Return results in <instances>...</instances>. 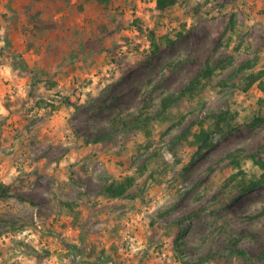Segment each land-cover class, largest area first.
<instances>
[{
  "label": "rangeland",
  "instance_id": "374dc122",
  "mask_svg": "<svg viewBox=\"0 0 264 264\" xmlns=\"http://www.w3.org/2000/svg\"><path fill=\"white\" fill-rule=\"evenodd\" d=\"M154 6L0 0V264H264V0Z\"/></svg>",
  "mask_w": 264,
  "mask_h": 264
},
{
  "label": "trees",
  "instance_id": "16d2710c",
  "mask_svg": "<svg viewBox=\"0 0 264 264\" xmlns=\"http://www.w3.org/2000/svg\"><path fill=\"white\" fill-rule=\"evenodd\" d=\"M84 3H88L91 1H96V3L100 4L103 0H82ZM178 0H155V10L157 11H162L165 10L166 8H169L177 3ZM152 35V41L151 45L153 47V51L155 52L160 48V42L157 40L155 34L151 32ZM159 39V38H158ZM211 68L209 66H206V68L200 73L201 77H205L208 79L211 76ZM256 80L255 75H250L248 76V81L246 84V87L250 86L254 81ZM200 79L198 76H196L190 84L186 87L185 90L187 92L193 93L198 86L200 85ZM245 87V88H246ZM176 101L174 97L169 96L166 97L162 100V107L161 111L164 112L167 110L169 105ZM228 114V111H223L217 114L215 124L217 128H222L220 126V122L226 120V115ZM186 134V132H183ZM183 134V135H184ZM192 143L198 147V149H201L203 146H205L209 140L210 137V132L207 131V129L203 128L201 126L200 130L198 132H194L192 134ZM231 157L232 162L239 168L236 172L232 173L230 175V179L236 180V184H238V187L240 190H246L248 188L257 186L259 184L264 183V159L262 158H257L255 154L249 155L250 158L252 159L253 163L258 166L260 169V173L258 175H253L250 177H247L243 169L241 168V163L239 161V155L237 152H233L229 154ZM136 179V175H127L119 180H114L109 183H107L103 189L104 193L111 197V198H117V197H123L126 195L128 190L132 187ZM8 185L5 184H0V188L2 189V192H7L6 188ZM232 253L237 256V257H243L244 259L250 260L252 259L251 257L248 256V253L243 250L242 248L235 247L232 249ZM258 261H264V251L261 252L260 255L257 256Z\"/></svg>",
  "mask_w": 264,
  "mask_h": 264
}]
</instances>
